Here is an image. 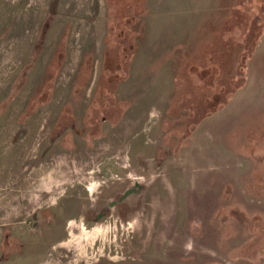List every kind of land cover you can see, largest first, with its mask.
Segmentation results:
<instances>
[{
  "label": "rangeland",
  "instance_id": "1",
  "mask_svg": "<svg viewBox=\"0 0 264 264\" xmlns=\"http://www.w3.org/2000/svg\"><path fill=\"white\" fill-rule=\"evenodd\" d=\"M0 264H264V0H0Z\"/></svg>",
  "mask_w": 264,
  "mask_h": 264
}]
</instances>
